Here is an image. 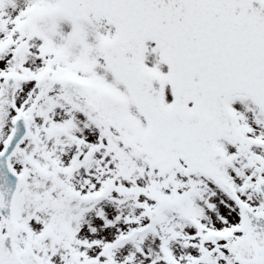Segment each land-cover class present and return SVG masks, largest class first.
<instances>
[{
    "label": "snow or ice",
    "instance_id": "snow-or-ice-1",
    "mask_svg": "<svg viewBox=\"0 0 264 264\" xmlns=\"http://www.w3.org/2000/svg\"><path fill=\"white\" fill-rule=\"evenodd\" d=\"M0 264H264V0H0Z\"/></svg>",
    "mask_w": 264,
    "mask_h": 264
}]
</instances>
